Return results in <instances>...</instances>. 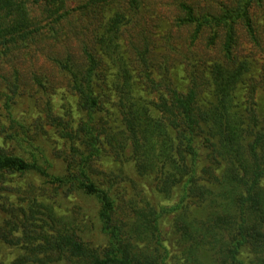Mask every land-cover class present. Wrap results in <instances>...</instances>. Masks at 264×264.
I'll list each match as a JSON object with an SVG mask.
<instances>
[{
	"label": "trees",
	"instance_id": "1",
	"mask_svg": "<svg viewBox=\"0 0 264 264\" xmlns=\"http://www.w3.org/2000/svg\"><path fill=\"white\" fill-rule=\"evenodd\" d=\"M210 3L0 0V58L63 17L80 45L52 57L75 110L47 101L33 119L59 138L60 170L14 116V91L1 99L0 245L20 249L14 264H264V0ZM108 153L127 197L97 167ZM70 197L94 201L101 243L75 202L58 206Z\"/></svg>",
	"mask_w": 264,
	"mask_h": 264
},
{
	"label": "rangeland",
	"instance_id": "2",
	"mask_svg": "<svg viewBox=\"0 0 264 264\" xmlns=\"http://www.w3.org/2000/svg\"><path fill=\"white\" fill-rule=\"evenodd\" d=\"M201 1L199 0V2ZM206 1H210V4L216 2V0ZM50 25L48 26V23L43 25L41 30L27 37L26 42L17 40L7 51V59L0 58V106L4 92L11 94L14 91V116L16 118L21 114L27 116L25 124L28 137L32 138L33 144L41 146L43 154L52 164L53 171H58L61 164L58 157L61 147L60 140L53 129L46 124L43 125V131L37 129L33 124V119L42 113L47 101L58 113L63 110V107L68 106L72 111L75 110V97L67 90L64 78L53 64L52 57L58 56L62 50V55H66L68 52L70 57L76 59L79 55L80 45L77 38L79 34L68 17H63L57 24L51 23ZM9 54L13 57L9 58ZM182 75L180 71L176 70L173 75L175 85H184L185 79ZM40 84H44L45 88L43 89ZM255 99L258 106L262 107L264 104L263 90H257ZM1 120L4 121L2 118ZM97 167L104 172L114 173L115 188L117 186L120 189H126L127 195L125 197L131 194L125 181L120 176H116L119 173V167L117 160L110 153L98 162ZM19 182H30L35 187L40 184V180L32 175H23ZM13 199L16 201L15 198ZM71 200L76 203L73 209H78L82 214L86 239L93 245L101 243L103 237L93 216L94 201L70 197L69 201L59 199L58 206L63 201V205L69 209ZM59 209L67 210L63 206ZM19 251L17 246L0 245V264H14L12 259Z\"/></svg>",
	"mask_w": 264,
	"mask_h": 264
}]
</instances>
